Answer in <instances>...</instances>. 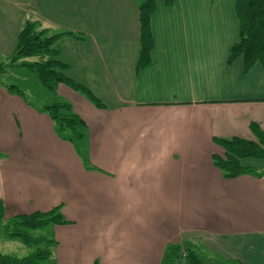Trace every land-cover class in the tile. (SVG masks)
<instances>
[{"label": "crops", "instance_id": "0c3cea01", "mask_svg": "<svg viewBox=\"0 0 264 264\" xmlns=\"http://www.w3.org/2000/svg\"><path fill=\"white\" fill-rule=\"evenodd\" d=\"M82 1L0 0V47L27 20L81 34L57 42L60 58L105 105L57 86L87 123L88 169L46 112L0 83L2 224L61 206L69 223L45 235L54 264H163L168 245L186 244L215 262L264 264V168L248 159L262 175L225 178L213 159L225 156L214 138L264 131V67L229 61L236 0H160L152 64L140 73L138 0ZM86 43L95 52L80 53Z\"/></svg>", "mask_w": 264, "mask_h": 264}, {"label": "trees", "instance_id": "16d2710c", "mask_svg": "<svg viewBox=\"0 0 264 264\" xmlns=\"http://www.w3.org/2000/svg\"><path fill=\"white\" fill-rule=\"evenodd\" d=\"M163 1L166 5L173 4V0ZM159 2L160 0H138L141 22L138 72L152 64L154 49L152 18L158 10ZM236 12L240 22V34L238 40L231 46L229 61L232 62L242 56L245 71L256 63L264 67V0H236ZM65 35L79 37L71 31L49 35L47 29L40 27V23L27 20L18 35L11 62L18 63L23 60L19 65L33 70L42 84L54 95V101L43 105L39 111L46 112L52 118L56 134L74 146L85 167L96 169L90 165L86 157L89 147L87 123L74 111L69 101L57 96V86L59 83H65L82 93L97 107L104 108L105 105L88 86L67 75L69 66L60 58V51L56 48L57 42ZM28 57H36L38 60H24ZM3 85L10 93L24 95L17 84L3 83ZM259 128V125L252 124V130L256 133L258 141H249L239 137L214 138V141L225 149L224 157L213 156L215 165L222 170L225 178H234L245 173L262 175L264 170L259 172L253 165L246 163L248 159H264V131ZM3 155L0 153V157ZM61 208V206H56L47 212L36 211L31 214L17 215L2 224L4 205L0 200V229L10 239L35 246V250L25 257L0 253V264H54L51 258L54 239L35 234V232L50 224L69 223L64 218ZM186 245L189 251L188 264H206L207 262L233 264L223 259L215 262L197 247L191 244ZM179 248L180 245H168L163 264H171L174 257L178 255Z\"/></svg>", "mask_w": 264, "mask_h": 264}, {"label": "rangeland", "instance_id": "374dc122", "mask_svg": "<svg viewBox=\"0 0 264 264\" xmlns=\"http://www.w3.org/2000/svg\"><path fill=\"white\" fill-rule=\"evenodd\" d=\"M86 1L83 0L82 1L83 4L87 3ZM210 2L214 3V0H210ZM38 6L39 5L37 3H32L33 8H31V9L36 10L35 12H39L37 10ZM39 8H40V6H39ZM85 8H87V7H85ZM33 21H37L38 23H40V27L44 28V27H42L41 22L39 20H33ZM53 26H54L55 31H54L53 27H52V30H50L51 28L48 29V27L44 28V29L48 30L49 35L63 33L65 31L74 32L72 30H63L62 27H59L56 24ZM20 31L17 33V38H18ZM6 33H7V26H3L2 36L5 37ZM74 33H77V32H74ZM77 35H79L78 38H82L81 34H77ZM5 39H7L6 44L4 45L2 43V46L0 47V83H2V84L3 83L4 84H17L20 87V89L22 90L23 94H25L27 100H29L34 106H36L38 108H41L43 105L53 102L55 99L54 95L42 84V82L39 79V77L37 76V74L33 70L29 69L28 67L19 65V63L23 60L18 61V63H12L11 62L13 53L15 51L14 44L17 41V40L15 41V37L13 39L11 36V39H10V35H7V37ZM12 41H13V45H12ZM10 42H11V44H10ZM82 45L83 46L79 49L80 53H87L88 49H90V48H91L92 52H95V48L93 46H89L88 43L82 44ZM56 48H57V44H56ZM24 60L35 61L38 59L36 57H34V58L28 57V58H25ZM137 60H138V58H137ZM66 64H68V63H66ZM90 67H91V65H90ZM147 68H145V69H147ZM80 69H82V66L80 67ZM145 69L141 70L140 72L144 71ZM136 72L140 73L137 71V61H136ZM76 81H78V80H76ZM78 82H80V81H78ZM80 83L84 84L83 82H80ZM97 97L104 103V101L99 96H97ZM256 161H257V163L254 164L256 168H258L257 166H259V168H264V167H262V166H264V159H256ZM50 227L51 226H46L45 228H42L41 230H37L35 232V234L48 235V233L50 231ZM0 238L3 239L2 240L3 243L0 242V252L6 253V254H14V255H18V256H25V255L31 254L35 250V246L24 245V244H22L23 242H21L19 240H16V239L7 240L2 233H0ZM206 264H213V263L207 262Z\"/></svg>", "mask_w": 264, "mask_h": 264}, {"label": "built area", "instance_id": "2783aa9c", "mask_svg": "<svg viewBox=\"0 0 264 264\" xmlns=\"http://www.w3.org/2000/svg\"><path fill=\"white\" fill-rule=\"evenodd\" d=\"M189 251L187 245H180L178 255L174 257L171 264H188Z\"/></svg>", "mask_w": 264, "mask_h": 264}]
</instances>
